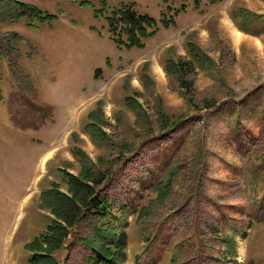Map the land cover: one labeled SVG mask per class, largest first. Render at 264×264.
<instances>
[{
    "label": "rangeland",
    "instance_id": "374dc122",
    "mask_svg": "<svg viewBox=\"0 0 264 264\" xmlns=\"http://www.w3.org/2000/svg\"><path fill=\"white\" fill-rule=\"evenodd\" d=\"M16 1L32 10L0 11V264H30L63 170L103 174L112 215L70 229L56 264H99L98 230L126 233L115 264H264V0H169L187 23L131 50L106 18L134 2L160 20L165 0Z\"/></svg>",
    "mask_w": 264,
    "mask_h": 264
},
{
    "label": "trees",
    "instance_id": "16d2710c",
    "mask_svg": "<svg viewBox=\"0 0 264 264\" xmlns=\"http://www.w3.org/2000/svg\"><path fill=\"white\" fill-rule=\"evenodd\" d=\"M165 1L168 7L164 12L167 13L162 14L160 20L151 18L148 15H139L134 10V2L123 3L118 10L113 12L111 17L106 18L107 30L113 42L120 49L143 48V41L155 35L159 28L175 26V17L178 16L180 11H185L187 6L183 4L180 9H173L169 5V0ZM206 1L209 4L216 5L223 0ZM195 4L197 6V2ZM14 5L18 7L19 18L26 11L32 10L26 4H22L16 0H0V11L5 6L6 9H9V7ZM19 18L17 17V19ZM126 103H129L128 99ZM95 127L94 123L89 127L86 126L85 133L92 135V129ZM74 149L73 154L75 157L82 155V153L76 152V148ZM83 163L87 165L86 159ZM84 171L88 172L89 170L85 167ZM61 173L68 178L71 194H65L55 186L41 193V207L51 211V214L55 216V224L48 228L49 233L47 237L35 240L34 243L27 246L32 253L30 264H56L53 254L62 248L65 240L70 235V229L75 227L79 222L86 221L89 218H106L112 215L111 205L108 202L107 196H102L101 191H97V188L103 184V174H95L100 178L92 180L94 185L91 186L86 182L88 178L82 179L65 172V170L61 171ZM97 233L100 246H106L105 250L98 251L94 245H90L97 255V263L115 264L127 260L125 232L117 234L114 238H111L107 232L105 234L98 230ZM111 248L114 249L113 253L109 250Z\"/></svg>",
    "mask_w": 264,
    "mask_h": 264
},
{
    "label": "crops",
    "instance_id": "0c3cea01",
    "mask_svg": "<svg viewBox=\"0 0 264 264\" xmlns=\"http://www.w3.org/2000/svg\"><path fill=\"white\" fill-rule=\"evenodd\" d=\"M188 6V5H187ZM191 13H192V7H187V11L186 12H184V13H181V14H179L178 15V17L176 18V23H177V26L176 27H172V28H170V29H168V30H172V31H174V30H178V29H181L182 28V24H181V22L182 23H187V21H186V18H188L190 15H191ZM193 29V28H192ZM185 37H186V35H184ZM185 37H183V38H185ZM27 102V101H26ZM29 104H30V106H31V108H33V104L31 103V102H28ZM24 110H22L23 112H22V115L24 114V113H26V108L24 107L23 108ZM22 118V117H21ZM29 119H31V117H29ZM29 119H26L25 121H28ZM21 121V120H20ZM22 124V126H21V128L23 127V128H27V127H30V126H27V124H24L23 125V123H21ZM30 128H32V127H30ZM46 153V152H45ZM44 153V154H45ZM41 154V153H40Z\"/></svg>",
    "mask_w": 264,
    "mask_h": 264
}]
</instances>
